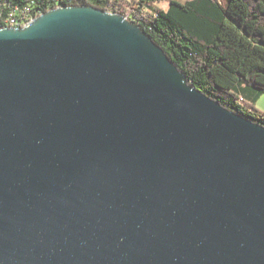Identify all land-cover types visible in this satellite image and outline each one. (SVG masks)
I'll use <instances>...</instances> for the list:
<instances>
[{"label":"water","instance_id":"95a60500","mask_svg":"<svg viewBox=\"0 0 264 264\" xmlns=\"http://www.w3.org/2000/svg\"><path fill=\"white\" fill-rule=\"evenodd\" d=\"M0 264H264V127L124 15L0 28Z\"/></svg>","mask_w":264,"mask_h":264},{"label":"trees","instance_id":"16d2710c","mask_svg":"<svg viewBox=\"0 0 264 264\" xmlns=\"http://www.w3.org/2000/svg\"><path fill=\"white\" fill-rule=\"evenodd\" d=\"M155 2L0 0V28L8 27L14 13L20 21L25 11L36 17L60 6H90L127 16L164 50L189 84L264 127V113L248 106L264 94V0H168L167 10H146Z\"/></svg>","mask_w":264,"mask_h":264},{"label":"rangeland","instance_id":"374dc122","mask_svg":"<svg viewBox=\"0 0 264 264\" xmlns=\"http://www.w3.org/2000/svg\"><path fill=\"white\" fill-rule=\"evenodd\" d=\"M137 6V5H136ZM132 7V10H136V7ZM148 7V8H147ZM169 7L168 0H156V2L153 5L147 6L146 10H167ZM133 12V11H132ZM248 106L254 107L255 109L259 110L261 113H264V94L260 95L256 103L248 102Z\"/></svg>","mask_w":264,"mask_h":264},{"label":"built area","instance_id":"2783aa9c","mask_svg":"<svg viewBox=\"0 0 264 264\" xmlns=\"http://www.w3.org/2000/svg\"><path fill=\"white\" fill-rule=\"evenodd\" d=\"M28 11V10H27ZM26 12V11H25ZM24 12V16H23V18H21V20L20 21H18V19L17 18H15L14 17V14H12L11 16H10V19H9V21H8V27H24L25 25H27L28 23H30L33 19H35L36 17H38V16H36V17H29V12H27V13H25ZM42 14V13H41ZM40 14V15H41ZM39 15V16H40ZM127 17V16H126Z\"/></svg>","mask_w":264,"mask_h":264}]
</instances>
